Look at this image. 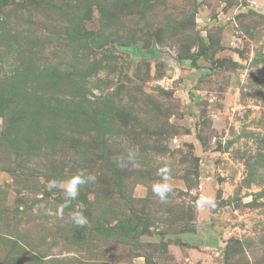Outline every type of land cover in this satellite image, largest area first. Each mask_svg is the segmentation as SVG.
I'll use <instances>...</instances> for the list:
<instances>
[{"label":"rangeland","instance_id":"374dc122","mask_svg":"<svg viewBox=\"0 0 264 264\" xmlns=\"http://www.w3.org/2000/svg\"><path fill=\"white\" fill-rule=\"evenodd\" d=\"M0 264H264V0H0Z\"/></svg>","mask_w":264,"mask_h":264},{"label":"clouds","instance_id":"9594fccd","mask_svg":"<svg viewBox=\"0 0 264 264\" xmlns=\"http://www.w3.org/2000/svg\"><path fill=\"white\" fill-rule=\"evenodd\" d=\"M137 151L132 149L127 152V156L119 158L116 163L120 168H126L130 164L136 162ZM172 168L170 165L165 164L164 166L157 169V175L161 178L158 182L151 185V192L154 197H157L161 204H167L169 202V196L174 191L173 184L170 182ZM97 177L94 174L87 173L84 169H79L71 177L65 180L51 179L49 180L45 187L48 191L60 190L64 194L65 202L57 210V215L61 218L64 214V208L69 206V202L76 200L80 195V190L91 183H95ZM197 209L204 210L207 208H215L216 202L213 197L202 195L196 201ZM71 220L76 225V227H85L88 225V217L83 211H73L71 213Z\"/></svg>","mask_w":264,"mask_h":264}]
</instances>
